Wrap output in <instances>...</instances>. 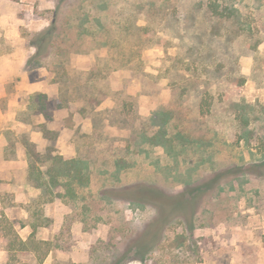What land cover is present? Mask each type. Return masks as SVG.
Masks as SVG:
<instances>
[{
	"label": "rangeland",
	"instance_id": "rangeland-1",
	"mask_svg": "<svg viewBox=\"0 0 264 264\" xmlns=\"http://www.w3.org/2000/svg\"><path fill=\"white\" fill-rule=\"evenodd\" d=\"M12 1L49 95L7 137L83 161L89 183L44 203L27 171L0 176V264H264V0ZM196 194L130 251L156 202Z\"/></svg>",
	"mask_w": 264,
	"mask_h": 264
},
{
	"label": "crops",
	"instance_id": "crops-1",
	"mask_svg": "<svg viewBox=\"0 0 264 264\" xmlns=\"http://www.w3.org/2000/svg\"><path fill=\"white\" fill-rule=\"evenodd\" d=\"M24 19L19 15L16 3L0 0V176L9 185L20 187L18 178L28 170V158L7 137V130L29 127L31 124L17 117L28 109L26 97L42 93L49 95L45 84L33 79L28 70L30 50L23 39L21 29ZM36 142V140H32Z\"/></svg>",
	"mask_w": 264,
	"mask_h": 264
},
{
	"label": "trees",
	"instance_id": "trees-1",
	"mask_svg": "<svg viewBox=\"0 0 264 264\" xmlns=\"http://www.w3.org/2000/svg\"><path fill=\"white\" fill-rule=\"evenodd\" d=\"M81 28L82 30L80 31V34L86 35L88 31L84 30L85 28L83 24L81 25ZM51 35H53V30L48 29L39 35V39L41 40L39 41L41 42L40 45L38 42L33 43V46L37 49L38 53H41V49L44 47L49 46V41H51V38L49 37H51ZM31 62L32 58L28 62L29 67L32 66ZM46 100V94L36 93L31 96L28 109L33 110V112L40 111V109L45 108ZM40 129L44 138L51 142H55L58 133L49 130L45 125L40 126ZM24 145L28 158V182L40 191L41 199L44 200V203H51L57 199H74L77 197V188L88 185L89 176L86 173V165L83 161L78 159H65L62 155L56 154L57 150L54 145L49 146L44 153L39 151L34 142L26 138L24 140ZM127 194L131 202L141 203V198L135 195L133 189L130 188L127 191ZM198 200L199 197L198 194H196L190 199H182V197H179L172 204H169L168 202H156L161 218L159 217L156 220L157 222L153 223L155 232L148 234L149 236L147 238L137 239L138 241L132 245L130 251L131 249L132 251L136 250L139 258L143 257V255L147 254V252L150 251V248L158 241L156 238L161 231V227L164 226L171 217L188 210L189 205L196 204ZM7 229L9 234L13 233L11 228ZM18 242L21 244L24 243L21 239L18 240ZM115 264H119V262Z\"/></svg>",
	"mask_w": 264,
	"mask_h": 264
}]
</instances>
